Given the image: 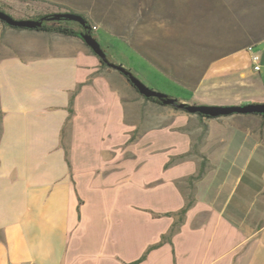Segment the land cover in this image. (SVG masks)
<instances>
[{"label": "crops", "instance_id": "obj_1", "mask_svg": "<svg viewBox=\"0 0 264 264\" xmlns=\"http://www.w3.org/2000/svg\"><path fill=\"white\" fill-rule=\"evenodd\" d=\"M4 30L0 264H264V115L141 111L78 38ZM242 52L182 101L264 103Z\"/></svg>", "mask_w": 264, "mask_h": 264}, {"label": "rangeland", "instance_id": "obj_2", "mask_svg": "<svg viewBox=\"0 0 264 264\" xmlns=\"http://www.w3.org/2000/svg\"><path fill=\"white\" fill-rule=\"evenodd\" d=\"M0 9L18 19L60 12L83 14L113 62L132 70L149 88L179 101L200 97L195 85L204 79L213 81L215 69H210L216 61L248 50L240 54L241 61L253 69L250 55H261L264 48V0H0ZM0 27L9 29L1 23ZM74 27L80 30L79 24ZM18 39L11 35L8 42L4 30L0 44L15 48ZM233 63L219 64L226 68L222 75L228 79L233 75ZM101 68L122 77L128 105L141 111L179 110L160 104L149 106L122 73L108 66Z\"/></svg>", "mask_w": 264, "mask_h": 264}, {"label": "water", "instance_id": "obj_3", "mask_svg": "<svg viewBox=\"0 0 264 264\" xmlns=\"http://www.w3.org/2000/svg\"><path fill=\"white\" fill-rule=\"evenodd\" d=\"M0 20L11 27L24 29H39L48 21H70L81 25L82 31L78 32L85 43L100 58L101 63H105L108 67L119 71L125 75L130 82L137 88L139 93L146 98H156L166 106H173L179 110H184L189 114H203L209 117H223L234 114L248 115L260 114L264 115V103H252L246 105H208V104H190L179 101L166 94L155 91L146 86L133 72L122 64L113 62L108 51L103 47L100 41L93 35L92 27L86 17L74 12L54 13L51 16H44L41 19H18L11 14L0 9Z\"/></svg>", "mask_w": 264, "mask_h": 264}, {"label": "trees", "instance_id": "obj_4", "mask_svg": "<svg viewBox=\"0 0 264 264\" xmlns=\"http://www.w3.org/2000/svg\"><path fill=\"white\" fill-rule=\"evenodd\" d=\"M51 15H53V14H38V15H35V16L21 17L20 19H25V18H27V19H41L44 16H51ZM81 15H83V14H81ZM0 23L3 24V25H6L8 27H11V26L7 25L5 22H3L1 20H0ZM77 24L78 23H76V22H70V21H48L41 28H39V29H32V30H37V31H42V32H49V33H56V34H61V35L68 36V37L78 38L80 41H82V43H84V45H86L90 49V51H91L92 54L96 55L92 51V49L85 43V41L81 37H79L78 32L82 31L83 29H82V27H81L80 24H79L80 30L76 29L74 26L77 25ZM89 24L91 25V27H93V24H92L91 21H89ZM11 28H14V29H24V28H17V27H11ZM139 54L142 55L151 64H153L154 66H156L159 70H161L162 72H164L165 74H167L168 76H170L171 78H173L174 80L180 81L181 83H183L180 79H178L177 77H175V75H172L171 73H169V71H167V69L163 68L162 66H160L159 64H157L155 61H153L150 58H148L146 55H144L142 53H139ZM99 60H100V58H99ZM101 66L103 68H107V65L105 63H101ZM123 76L127 80V82L139 93V91L137 90V88L135 86H133V84L130 82V80L125 75H123ZM141 96L144 97L143 95H141ZM144 98L146 100H148V101H151V102H154V103H157V104H160V105H164L160 100H158L156 98H146V97H144ZM182 111H184V110H182ZM184 112H186V111H184ZM0 114H1V110H0ZM197 115L199 117H208V118H210L209 116H206V115H203V114H197ZM257 115H260V114H257ZM189 206H190V203L187 204L186 207L183 208L178 213V215L180 216V219L181 220H183V217L186 214V211H187V209H188ZM174 231H175V229L173 228L172 231H171V233H170V235L173 234ZM166 239H167V237H164L163 240L159 244L151 247L150 249L156 248L157 246L161 245L163 243V241H165ZM144 258H145V255L140 260H138L137 262L142 261Z\"/></svg>", "mask_w": 264, "mask_h": 264}, {"label": "built area", "instance_id": "obj_5", "mask_svg": "<svg viewBox=\"0 0 264 264\" xmlns=\"http://www.w3.org/2000/svg\"><path fill=\"white\" fill-rule=\"evenodd\" d=\"M253 62H254V64H255V70H260V65H259V56L258 55H253Z\"/></svg>", "mask_w": 264, "mask_h": 264}]
</instances>
